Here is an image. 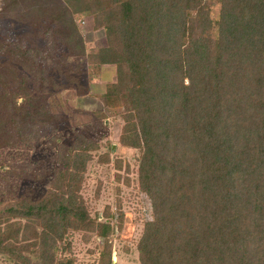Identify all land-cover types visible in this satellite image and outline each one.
I'll return each instance as SVG.
<instances>
[{"label":"trees","instance_id":"1","mask_svg":"<svg viewBox=\"0 0 264 264\" xmlns=\"http://www.w3.org/2000/svg\"><path fill=\"white\" fill-rule=\"evenodd\" d=\"M62 2L67 40L82 41L75 16H91L106 45L86 60L116 68L104 105L121 110L119 141L138 149L151 205L141 264H264V0ZM13 94L0 92V103ZM95 150L76 137L40 198L0 209V255L72 264L61 253L69 231H83L103 238L99 264H111L112 225L93 218L81 194Z\"/></svg>","mask_w":264,"mask_h":264},{"label":"rangeland","instance_id":"2","mask_svg":"<svg viewBox=\"0 0 264 264\" xmlns=\"http://www.w3.org/2000/svg\"><path fill=\"white\" fill-rule=\"evenodd\" d=\"M63 7L62 0H0V92L15 96L0 103L8 130L0 137V209L21 196L40 198L64 146L81 136L97 145L81 194L91 216L112 225L111 264H141L136 245L151 205L139 190V151L119 141L121 110L104 105L115 67L95 70L86 60L91 48L106 45L105 32L78 14L82 41L67 40ZM67 241L61 254L72 264H99L104 240L95 232L69 231ZM0 264L14 261L0 255Z\"/></svg>","mask_w":264,"mask_h":264},{"label":"crops","instance_id":"3","mask_svg":"<svg viewBox=\"0 0 264 264\" xmlns=\"http://www.w3.org/2000/svg\"><path fill=\"white\" fill-rule=\"evenodd\" d=\"M104 67H110V66H114L115 67V65H112V64H105V65H103ZM116 69V68H115Z\"/></svg>","mask_w":264,"mask_h":264}]
</instances>
